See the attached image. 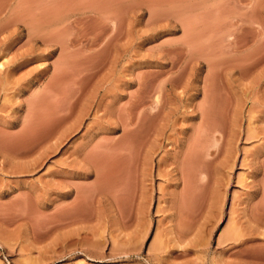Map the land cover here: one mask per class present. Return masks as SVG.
I'll list each match as a JSON object with an SVG mask.
<instances>
[{
  "label": "rangeland",
  "instance_id": "374dc122",
  "mask_svg": "<svg viewBox=\"0 0 264 264\" xmlns=\"http://www.w3.org/2000/svg\"><path fill=\"white\" fill-rule=\"evenodd\" d=\"M0 264H264V0H0Z\"/></svg>",
  "mask_w": 264,
  "mask_h": 264
}]
</instances>
